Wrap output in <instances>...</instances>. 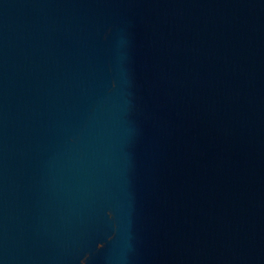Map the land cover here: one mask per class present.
<instances>
[{
  "label": "water",
  "instance_id": "water-1",
  "mask_svg": "<svg viewBox=\"0 0 264 264\" xmlns=\"http://www.w3.org/2000/svg\"><path fill=\"white\" fill-rule=\"evenodd\" d=\"M0 264H264V0H0Z\"/></svg>",
  "mask_w": 264,
  "mask_h": 264
}]
</instances>
